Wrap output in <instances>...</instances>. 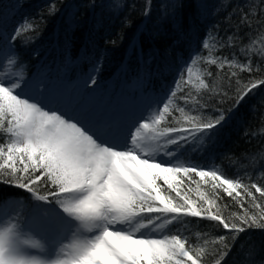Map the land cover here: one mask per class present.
Listing matches in <instances>:
<instances>
[{
    "label": "snow or ice",
    "instance_id": "1",
    "mask_svg": "<svg viewBox=\"0 0 264 264\" xmlns=\"http://www.w3.org/2000/svg\"><path fill=\"white\" fill-rule=\"evenodd\" d=\"M53 11L50 6L49 14ZM249 15L242 13L241 24L251 29ZM35 30L36 25L26 18L7 36L0 34V183L25 190L36 202L27 218L17 211L0 222V264H202L210 255L209 243L222 245L214 264H223L231 251L226 237L193 246L181 228L173 233L172 226L184 227L188 217L216 221L235 234L233 245L248 228L264 229V206L255 203L257 197L250 190L264 197V188L242 184L239 177L225 178L218 167L186 166L187 162L178 158L190 139L222 126L229 118L225 111L201 120L180 107L183 121L191 127L161 128V122L176 108L177 93L169 90L160 102L162 108L153 111L149 106L147 115L142 114L134 131L129 130L121 142L99 121L92 123L52 107L41 83L26 78L15 42L26 31ZM234 38L227 37L229 45ZM203 47L208 49V43ZM260 55L264 56V47ZM207 62L220 69L227 65L240 72L254 70L251 57L243 63L227 57ZM18 65L19 70H14ZM188 72H192L190 67ZM196 81L198 89L208 88L199 75ZM192 82L191 78L187 81ZM261 85L264 79L237 89L235 107ZM208 106L207 100L203 104L194 101L198 109ZM193 174L211 184L212 197L201 195L197 203L182 194L184 178ZM217 188L234 199H242L238 191L242 189L259 215H249L244 209L243 215L225 218L216 204ZM240 206L243 208V203ZM33 233L48 234L49 246Z\"/></svg>",
    "mask_w": 264,
    "mask_h": 264
},
{
    "label": "trees",
    "instance_id": "2",
    "mask_svg": "<svg viewBox=\"0 0 264 264\" xmlns=\"http://www.w3.org/2000/svg\"><path fill=\"white\" fill-rule=\"evenodd\" d=\"M50 6H54L52 14ZM146 10H150L148 15ZM0 13V34L4 36L26 18L36 25V30L26 31L15 46L26 78L39 82V75L49 74L45 91L53 82L64 87L72 78L83 80L86 90L97 100V94L110 82L115 87L111 93L123 86L125 94L140 91L157 99L175 90L176 108L161 122V128L191 127L183 121L180 107L201 120L225 111L229 118L224 124L211 134L190 139L178 158L190 156L206 163L212 160L225 178L239 177L242 184L264 188V85L235 107L237 89L264 79V56L260 55L264 47L262 0H0ZM242 13H250L251 29L241 24ZM228 36L235 37L231 45ZM28 37L34 39L29 41ZM205 42L208 49L203 47ZM216 57L241 63L251 57L254 70L240 72L227 65L220 69L207 62ZM14 70H19V65ZM231 72H237V76H230ZM198 75L208 88L196 87ZM90 78L96 82L93 84ZM189 78L192 83H187ZM225 92L227 95H223ZM181 97L189 102L186 104ZM205 100L207 108L194 107V101L203 104ZM255 110L256 118L249 122L244 116ZM250 190L257 197L255 203L264 206V197ZM181 191L199 203L201 195L212 197L214 190L193 174L184 178ZM238 191L242 199L228 197L220 188L215 190L222 215L232 220L233 214L243 215L244 209L249 215H259L251 198L242 189ZM0 200L15 202L14 207L10 205L11 212L20 203L23 214L36 203L25 190L6 183H0ZM176 228H181L193 246L226 237L231 251L223 264H264V229L248 228L233 245L231 238L235 234L216 221L188 217L184 227L172 226L173 233ZM221 250L219 243H209L210 255L202 264H214Z\"/></svg>",
    "mask_w": 264,
    "mask_h": 264
},
{
    "label": "rangeland",
    "instance_id": "3",
    "mask_svg": "<svg viewBox=\"0 0 264 264\" xmlns=\"http://www.w3.org/2000/svg\"><path fill=\"white\" fill-rule=\"evenodd\" d=\"M0 71H3V69H0ZM38 75V74H37ZM36 75V76H37ZM48 75L49 74H46L45 75V73H42L41 75H39L38 76V80H39V82L41 83V81L42 80H47L48 79ZM72 82H70L69 83V85L71 84ZM42 84V83H41ZM68 84V83H67ZM76 86H74V88H75ZM41 88L44 90V87H42V85H41ZM71 88H72V86H71ZM74 89H72V90H70V91H72V94H73V91ZM68 91H69V88H68ZM49 93V92H48ZM48 95V94H47ZM50 97L49 96H47V101L48 102H50V104L52 103V100H53V98H54V96H64V97H66V95H67V92L65 93V92H63V90H61V89H59V88H56V89H54L52 92H50ZM110 98H108V97H105L104 96V99H103V101H102V103L99 105V106H97V109H98V107H99V109H101L100 108V106L102 105V106H105V109H104V111H107V109H109V107H112V109H114V107H113V105H112V102L110 101H108ZM79 100V99H78ZM73 102L71 101V103H68L66 100L63 102V104H59V106L58 107H63V106H65L64 107V110H66V111H68V112H70V113H74L75 115H77L79 118H81V119H84V118H87L88 120L91 118L90 116H86V115H84L83 113H84V107H86L87 106V101L85 100V101H83V103H80V102H77L76 103V105L74 106V108H72L71 109V104H72ZM146 102H144V103H142V102H140V104H145ZM52 105V104H51ZM162 105V104H161ZM160 105V106H161ZM57 106V104L56 105H52V107H56ZM159 106V107H160ZM157 107H153V111L156 109ZM161 108H162V106H161ZM144 110L145 112H146V110L147 109H145V106H141V108H139V110ZM108 111H112V110H108ZM98 111H94V113L92 114L93 116L97 113ZM105 113V112H104ZM103 113V114H104ZM100 114V113H99ZM98 114V115H99ZM137 114H138V111H137ZM145 114V113H144ZM91 115V116H92ZM140 120V119H139ZM135 124H136V122H135ZM134 124V125H135ZM131 130L132 131H134V128H133V126H132V128H131ZM108 133L110 132V131H107ZM8 215H6V216H4L3 218H1L0 219V222H6L7 221V219H8ZM33 235L35 236V233H33ZM36 238V237H35ZM36 239H38V240H40L41 241V243H43L44 245H45V247L47 248L49 245H46L48 242H44L42 239H39V238H36ZM65 243H67V241H65Z\"/></svg>",
    "mask_w": 264,
    "mask_h": 264
},
{
    "label": "bare ground",
    "instance_id": "4",
    "mask_svg": "<svg viewBox=\"0 0 264 264\" xmlns=\"http://www.w3.org/2000/svg\"><path fill=\"white\" fill-rule=\"evenodd\" d=\"M250 115H249V114ZM249 115V116H248ZM249 122H252L255 118H256V110L255 111H251V112H247L246 115L244 116Z\"/></svg>",
    "mask_w": 264,
    "mask_h": 264
}]
</instances>
